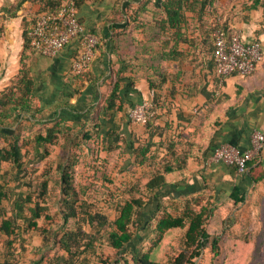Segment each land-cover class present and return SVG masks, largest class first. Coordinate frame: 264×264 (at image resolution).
Returning a JSON list of instances; mask_svg holds the SVG:
<instances>
[{
	"label": "crops",
	"instance_id": "1",
	"mask_svg": "<svg viewBox=\"0 0 264 264\" xmlns=\"http://www.w3.org/2000/svg\"><path fill=\"white\" fill-rule=\"evenodd\" d=\"M165 1L80 3L78 19L98 38L94 58L86 74L75 77L71 63L80 52L79 39H72L54 57L31 52L27 65L34 81V105L42 114L50 112L49 123L64 117L66 109H57L62 102L75 107L72 114L76 110L84 114L87 105L99 103L106 89L108 94L109 83L119 79L122 110L101 121L100 138L113 130L124 133L134 146L150 141L149 154L157 156L154 161L169 158L172 146L191 148L184 169L165 176L169 186L164 199L171 204L211 198L213 219L239 207L246 218L252 216L264 225V179L252 183L249 177L255 165L264 169V147L247 174L211 160L220 144L247 150L252 132L264 134V0H183L182 21L174 28H169ZM40 11L37 0H0V92L18 74L24 32ZM217 24L238 32L243 42H260L263 59L253 74L216 75L213 27ZM155 96L158 118L153 127L130 122L131 108L146 100L153 104ZM68 123L73 125L71 120ZM145 168L147 173L150 167ZM234 189L242 202L235 203ZM3 254L0 247V264ZM11 262L22 264L19 257Z\"/></svg>",
	"mask_w": 264,
	"mask_h": 264
},
{
	"label": "trees",
	"instance_id": "2",
	"mask_svg": "<svg viewBox=\"0 0 264 264\" xmlns=\"http://www.w3.org/2000/svg\"><path fill=\"white\" fill-rule=\"evenodd\" d=\"M37 1L41 5L40 14L54 12L63 2V0ZM86 1L88 0H75L76 8L80 3ZM182 2L183 0H166L163 4L168 14L169 28L177 27L182 21ZM218 28L222 29L228 37L232 34L222 24L214 25L213 31ZM31 52L35 51L30 46L27 31H25L24 50L18 74L11 84L0 92V179H4L9 174L15 181L20 176L23 180L26 178L22 153L24 145L20 140V132L16 133L12 127L17 128L22 119L34 121L42 117V110L39 106L34 105V81L27 65ZM87 70L81 73L83 74ZM71 73H73L72 70ZM80 74L73 73L72 75L76 77ZM147 80L151 87L155 86L149 76ZM109 84V92L103 96L101 103L95 105L93 104L95 101L91 102L87 105V111L84 114L78 113V110H76V114H72L70 111L75 110V107L68 101L62 102L57 106V109H66L64 117L53 120L51 125L45 129L44 134H38L34 138V143L38 147L54 145L60 137L63 140L59 165L63 205L62 225L59 232L55 231L52 234L55 237L54 244L58 245L65 255H55L49 264H90L92 257L97 256L96 243L97 236L100 234H103L108 245L120 254L113 264H161L152 259L153 249L159 245L167 232L184 228L186 248L172 259L171 264H195V259L201 255L202 250L210 242V234L206 231L205 226L212 217V199L207 198L205 202L203 198L186 199L171 203L172 212L165 207L162 209V200L168 195L167 187L169 186L165 176L184 169L191 148L183 144L178 147L172 146L169 148V158L154 161L157 156L149 154L152 145L150 141H138V145L134 146L133 142L125 140L127 147L123 150L129 152L132 157L131 166L150 167V170L142 174L137 182L130 186L128 198L117 206V213L113 219H109L103 213L91 210L89 204L81 201L78 197L72 174L79 163L84 145L86 144L88 151L92 154L96 151L94 143L104 142L103 148L107 153L113 150L110 141L120 137L112 130L100 138L101 121L111 118L113 112L122 110L120 81L116 79ZM158 101L159 97L155 96L153 99L155 111L158 108ZM157 118L158 115L155 114L144 126L148 129L153 127ZM83 119L85 120L82 124ZM70 120L73 121V125L68 123ZM85 122H89L91 130L84 132L81 128L74 129L73 126L76 124L84 126ZM3 164H9L11 171H4ZM249 177L252 183L264 179V169L261 164H257L251 169ZM21 185L29 187V192L21 191L12 199L4 186L0 184V237H4V240L0 239V245L5 248L1 264H13L11 258H17L19 252L25 250L27 240L24 238L29 231L37 228V220L47 211L46 206L40 205L39 202L47 194V181L42 180L36 184L35 182H22ZM232 197L235 203L243 201V197L239 196L237 189H234ZM4 201H10V208L4 206ZM9 209L12 214L8 215ZM146 213L147 217H145ZM156 214L158 217L152 227L155 234L152 246L146 252H132L130 258L127 259L122 251L133 241L134 229L139 231L151 226ZM46 217L51 220L49 216ZM70 219H73V224L67 227ZM19 222L22 224L20 225ZM85 225H88L89 230L85 229ZM210 244L215 253L219 247L216 239H212ZM102 263L107 264V261L102 260Z\"/></svg>",
	"mask_w": 264,
	"mask_h": 264
},
{
	"label": "rangeland",
	"instance_id": "3",
	"mask_svg": "<svg viewBox=\"0 0 264 264\" xmlns=\"http://www.w3.org/2000/svg\"><path fill=\"white\" fill-rule=\"evenodd\" d=\"M84 74L86 72L80 75ZM107 91L106 89L102 96H105ZM41 116L39 120L34 121L22 119L17 128L12 127L16 133L20 132V140L24 145L22 153L26 178L23 180L20 176L15 181L9 174L4 179H0V184L4 186L12 199L21 191L29 192V187L21 185L22 182H35L36 184L42 180L47 181V194L39 200L40 205L46 206L47 211L37 220V228L29 231L24 238L27 240L25 250H21L18 256L22 264H36L37 262V264H49L55 255H65L58 245L54 244L55 237L52 234L55 231L59 232L62 225L63 205L59 165L63 140L60 137L54 145L48 144L40 147L35 145L34 138L38 134H44L45 129L51 125L48 121L49 111H45ZM84 120L81 121L82 124ZM82 124H76L73 127L74 129L81 128L84 132L91 130L89 122H85L84 126ZM126 138V135L120 131L119 139L110 141L113 150L107 153L103 148L104 142L94 143L96 151L92 154L85 144L83 153L79 157V163L72 174L79 199L87 202L91 210L103 213L109 219L116 216L117 206L128 198L130 186L137 182L147 170L145 167L131 166L132 157L129 152L123 150L127 147ZM2 169L11 171L9 164H3ZM203 200L205 202L207 198ZM4 206L10 208V201H4ZM163 207L172 212L169 200H162V209ZM147 210L149 211V208ZM7 214H12L10 209ZM147 215L146 213L145 217ZM158 215L156 214V218L148 228L139 231L134 229L133 241L122 251L127 259L130 258L132 252H146L152 246L155 238L152 227ZM46 216H49L51 220H48ZM251 217L246 218L245 213L243 215L239 207L223 213L220 219L211 217L205 228L210 234V242L216 239L218 250L214 253L210 242L207 243L201 255L195 259V264H264V225ZM19 223L22 224V222ZM72 224L73 219H70L67 227ZM85 229L89 230L88 225H85ZM45 231L48 232L45 234ZM184 233L185 228L167 232L159 245L153 249L152 259L161 264H171L172 259L186 248ZM97 238V256L92 257L90 264H104L102 260L107 261V264H113L120 254L108 245L103 234L98 235ZM0 239L4 240V237ZM15 246L18 247L16 244ZM0 247L5 250L4 246L0 245Z\"/></svg>",
	"mask_w": 264,
	"mask_h": 264
},
{
	"label": "built area",
	"instance_id": "4",
	"mask_svg": "<svg viewBox=\"0 0 264 264\" xmlns=\"http://www.w3.org/2000/svg\"><path fill=\"white\" fill-rule=\"evenodd\" d=\"M27 37L33 50L45 57L56 56L72 39H79L80 52L71 63V70L76 74L89 68L98 44L97 36L88 33L78 19L75 0H63L54 12L38 15ZM213 45L215 73L219 77L250 76L263 59L260 42H243L238 32L228 37L222 29H216ZM155 114L153 104L146 100L133 106L128 118L132 123L145 125ZM263 147L264 134L254 131L250 135V147L247 150L223 143L214 149L211 160L232 166L239 174H247L249 163Z\"/></svg>",
	"mask_w": 264,
	"mask_h": 264
}]
</instances>
